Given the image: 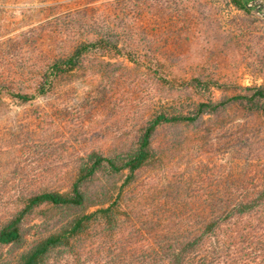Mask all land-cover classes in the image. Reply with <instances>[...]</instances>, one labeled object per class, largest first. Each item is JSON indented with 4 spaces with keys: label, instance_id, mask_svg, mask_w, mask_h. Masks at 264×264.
<instances>
[{
    "label": "rangeland",
    "instance_id": "rangeland-1",
    "mask_svg": "<svg viewBox=\"0 0 264 264\" xmlns=\"http://www.w3.org/2000/svg\"><path fill=\"white\" fill-rule=\"evenodd\" d=\"M252 4L255 10L244 14L225 0H0V85L7 90L34 93L40 83L36 74L44 64L94 39L96 33H110L139 61L133 65L123 57L88 56L82 69L60 78L49 94L29 104L14 102L4 89L0 161L14 153L22 173L16 180L9 177L8 184L63 187L78 156L90 150L128 148L157 105L180 101L188 107L198 101L190 90L179 92L160 83L152 74L155 67L148 68L154 59L166 66L164 73L180 78L264 84V0ZM233 93L211 91L216 100ZM179 135L181 143L186 137L185 145L160 170L168 177L188 169L205 171L199 185L206 188L236 180L251 192L264 186L263 117L233 106L196 128H162L154 145L164 148L163 143ZM157 170L141 171L138 185H156ZM13 198L9 191L2 201L10 206ZM9 206L2 209V216ZM260 218L264 221V213L244 224L261 234ZM205 249L204 253L220 254V264H264V247L244 243ZM17 254L12 248L0 249V264H14Z\"/></svg>",
    "mask_w": 264,
    "mask_h": 264
},
{
    "label": "trees",
    "instance_id": "trees-1",
    "mask_svg": "<svg viewBox=\"0 0 264 264\" xmlns=\"http://www.w3.org/2000/svg\"><path fill=\"white\" fill-rule=\"evenodd\" d=\"M254 1L225 0L244 14L255 10ZM98 54L139 65L135 55L110 33H96L94 39L44 64L36 74L40 83L34 93L0 85V95L5 89L14 102L32 103L49 94L60 78L82 69L88 56ZM154 62L148 68L155 67L152 74L160 83L179 92L190 90L198 101L188 107L180 101L157 105L139 125L128 148L109 153L90 150L78 156L63 187L9 185V177L16 180L22 175L15 154L0 161V172L7 174L0 176V213L9 206L2 198L9 191L14 195L7 213L0 214V249L18 252L14 264H220V254L204 253L205 247L244 243L264 247V231L256 233L244 224L264 213V186L251 192L236 180L206 188L199 185L205 171L188 169L168 177L160 170L174 160L169 157L185 145L186 137L181 143L183 135L172 136L164 148L154 145L162 128H196L205 118L217 120L233 106L246 115L264 118V84L242 86L211 77L185 79L164 73L166 66L157 59ZM214 89L234 93L216 100L211 94ZM8 166L14 167L4 170ZM148 168L159 169V182L139 186V174Z\"/></svg>",
    "mask_w": 264,
    "mask_h": 264
},
{
    "label": "water",
    "instance_id": "water-1",
    "mask_svg": "<svg viewBox=\"0 0 264 264\" xmlns=\"http://www.w3.org/2000/svg\"><path fill=\"white\" fill-rule=\"evenodd\" d=\"M260 8V5L257 7V9H259ZM262 11V10H261ZM261 15H262V17L264 18V12L262 11V13H261Z\"/></svg>",
    "mask_w": 264,
    "mask_h": 264
}]
</instances>
